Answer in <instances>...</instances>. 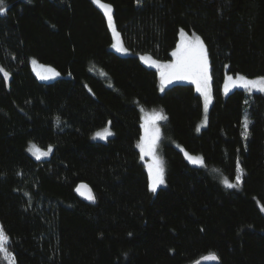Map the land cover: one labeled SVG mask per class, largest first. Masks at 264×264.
<instances>
[{"label":"trees","instance_id":"trees-1","mask_svg":"<svg viewBox=\"0 0 264 264\" xmlns=\"http://www.w3.org/2000/svg\"><path fill=\"white\" fill-rule=\"evenodd\" d=\"M101 1L130 54L110 48L92 0H4L0 226L14 260L0 253V264H190L210 253L218 259L206 264H264V91L223 90L225 74L264 76V0ZM182 28L200 36L208 58L212 102L200 131L194 86L159 91V70L140 59L169 60ZM31 57L60 75L41 80ZM139 105L167 117L165 184L155 193L136 147ZM108 121L112 135L91 140ZM29 141L52 145L50 155L33 158ZM238 161L242 180L229 188L223 179L235 183ZM80 182L93 203L76 195Z\"/></svg>","mask_w":264,"mask_h":264},{"label":"snow or ice","instance_id":"snow-or-ice-1","mask_svg":"<svg viewBox=\"0 0 264 264\" xmlns=\"http://www.w3.org/2000/svg\"><path fill=\"white\" fill-rule=\"evenodd\" d=\"M94 2H99V0H94ZM4 0H0V13H3L5 11L4 8ZM105 10V14L107 16L109 26L112 27L113 33H115L117 36L119 35L116 33V29L113 26V15H112V6L110 4H101L100 5ZM181 41L177 45L176 50L173 51L172 55L176 58L173 62L166 63V64H160L158 61H152L153 64H156L158 67L161 68L160 76H161V83L165 81H169L170 79H190L196 84V88L198 92H201L204 97V108L205 111H207L208 102L210 99L209 95V82H210V75H209V64H208V58L206 49L204 46L203 41L199 36H196L193 34L192 37H189L187 33L184 32L183 29L180 31ZM113 47H116V45H113ZM126 51V50H125ZM146 62L151 59L150 57H142ZM32 64L34 66L37 65V61L35 59L32 60ZM43 74L38 73V75H41L42 79H49L53 78L55 76H59L60 73L56 71L55 68H52L50 66H39ZM0 71H3V69H0ZM9 73L4 72L5 78H7ZM239 84L240 86L248 89L251 91L252 89H258L260 91H264V76L257 77L255 79H249L245 75L237 74L235 79L233 76H227L226 82H225V91L228 90L229 84ZM247 103V101H245ZM163 110L161 109L159 112H156L155 110L151 114V116H146L145 118V124H144V135L141 137L138 147L140 149V152L142 156L144 155H150L152 156V163L148 165V173H149V189L155 193L157 191V188L160 185L165 184V176H164V167H163V161L160 160L156 154H155V147L156 142L159 139L160 136V128L157 125L156 121L158 120H165L167 117L162 114ZM206 119V117H205ZM57 123H59V119H57ZM250 121L247 119V116H245V119L243 121V129L242 136L246 139L249 135L248 127H249ZM112 133L108 128H104L101 131H98L95 133L96 137L104 138L106 139L109 135ZM30 152H34L36 154L37 159H39L41 156H47L52 151V146L49 145L47 151H44L40 149L36 144H32L30 148L28 149ZM185 155L188 157V159L196 164V163H203L202 158L200 157H194L191 155H188L185 153ZM242 168L240 167L239 161L237 162V174L235 177V183H231L228 178L223 179V183L231 188V187H239L241 180H242ZM82 187H87L86 185H80L77 188V191L80 190ZM88 199L94 200L95 196L91 193V190L89 189V195ZM9 237L5 233V230L3 226H0V253H3L6 258L10 257L12 260H14V257L8 252L6 247V242L8 241ZM205 259H218V257L215 255V253H210L208 257H205Z\"/></svg>","mask_w":264,"mask_h":264},{"label":"rangeland","instance_id":"rangeland-1","mask_svg":"<svg viewBox=\"0 0 264 264\" xmlns=\"http://www.w3.org/2000/svg\"><path fill=\"white\" fill-rule=\"evenodd\" d=\"M92 1L94 2V0H92ZM94 3H95V5H96L98 8L101 9V11L103 12V14L105 15L107 25H108V27H109V30L111 31L112 42H111L110 48H111L113 51H115V52H117V53H119V54H122V55H128V54H130V51H129V50L123 45V43L121 42V40L119 39V37H118L115 33H113V31H112V27L109 26V22H108V19H107L106 14H105V10H104V8H102V7L100 6L101 4H108V3L104 2V1H101V0H99L98 3H97V2H94ZM182 29H183V28H182ZM183 30H184L185 33L188 34L189 37H192L193 34H195L196 36H199L196 32H193V31H192V32H189V31H187L186 29H183ZM180 31H181V29L179 30V33H178V37H179V39H178V43H177V45H178V44L180 43V41H181ZM199 37H200V36H199ZM113 45H116V47H113ZM125 50H126V51H125ZM175 50H176V49H175ZM175 50H174V51H175ZM172 53H173V52H172ZM172 53H171V58H170L169 60H166V61H158V62H159L160 64H166V63L173 62L176 58L172 55ZM33 59H35V58L31 57V58L29 59L30 66H31L33 72H34V73H35V74H36L41 80L48 81V80H52V79H54V78L57 77V76H55V77H53V78H49V79H42V78H41V75H38V73L43 74V71H42V69H41L39 66H40V65L47 66V65H45V64L39 62L37 59H35V60L37 61V65L34 66V65L32 64V60H33ZM140 59H141V61H142L146 66L151 67V68L158 69L159 72H161V68L158 67L156 64H153V63H152L153 60H150V59H149V60L146 62L144 59H142V57H140ZM56 71H57V70H56ZM57 72H58V71H57ZM100 73H101L102 75H104L103 72H100ZM236 75H237V74H235V75H233V74H225V78H224V86H225V82H226V77H227V76H233V78L235 79ZM240 75H242V74H240ZM248 78H249V79H255V78H257V77H254V78H250V77H248ZM174 83H189V84H192V85L194 86V89L196 90V92L200 95L201 100H202V115H201V118H200V120L198 121V123H197V125H196V130H197V131H200V130H201L203 127H205L206 124H207V114H208V109H209V107H210V105H211V102H212L211 81L209 82V95H210V99H209V102H208L207 111H205V108H204V103H205V101H204L203 94H202L201 92H198V91H197L196 84H195L192 80H190V79H180V80H178V79H170L169 81H165V82L163 83V85H162V83H161V76H160V73H159V81H158V89H159V91H162L165 87H167V86H169V85H171V84H174ZM224 86H223V90H224L225 93H228V92H229L230 90H232L233 88H240V89H244V90L249 91L248 89H246V88L240 86L238 83H237L236 85L229 84V85H228V90H227V91H225V87H224ZM258 91H260V90H258V89H252L250 92H258ZM139 109H140L141 121H142V125H143V124H145V118H146V116H151V114L153 113L154 110H155L156 112H159L162 108H161V107H157V106H149V107H148V106H144V105H139ZM162 110H163V109H162ZM162 114L165 115V114H164V111H163ZM205 117H206V119H205ZM162 121H163V120H158V121H156V123H157V125L159 126V128H160V125H161V122H162ZM104 128H108V129L110 130V132L112 133V129H111V127H110V122L108 121L104 127L100 128V129H97V130H94L93 132H91V134H90V139H91V140H101V141H103V140H106L108 137H110L112 134L109 135L106 139H104V138H100V137H96V136H95V133H96V132L101 131V130L104 129ZM160 132H161V131H160ZM143 135H144V132H143L142 136H143ZM142 136H141V137H142ZM140 139H141V138H140ZM140 139L136 142V147H137V149H138L139 151H140V149H139V147H138V143H139ZM159 139H160V136H159ZM159 139H158L157 142H156L155 154H156V156H157L160 160L163 161V167H164V160H163V157H162V155H161V153H160V150H159ZM32 144H36V143H34L33 141H29V142L27 143V145H26V150H27V152H28V154H29L30 156H32L33 158H36V159H37V156H36V154H34V152H30V151H28V149L30 148V146H31ZM36 145H37L40 149H42V150H44V151H47L48 146H49V145H47V146H39L38 144H36ZM51 146H52V145H51ZM179 149L182 151V154H183L184 158L186 159V161H187L189 164H191V165H195V166H202V165H203V163H196V164L192 163V162L188 159V157L185 155V153H187L188 155L194 156V157H200V158H202L201 155H198V154H192V153L188 152L187 150H185V149H184L183 147H181V146H179ZM50 153H51V152H50ZM50 153H49L47 156H41L40 158H46V157H48V156L50 155ZM140 153H141V152H140ZM141 156H142V154H141ZM152 159H153V158H152V156H150V155H144V156H142V160H143V162H144V164H145V168H146V170H147V174H148V184H149L148 165H149L150 163H152ZM202 160H203V158H202ZM164 171H165V168H164ZM230 182L233 183L232 181H230ZM160 186H161V185H160ZM261 209H262V211L264 212V208L261 207Z\"/></svg>","mask_w":264,"mask_h":264},{"label":"water","instance_id":"water-1","mask_svg":"<svg viewBox=\"0 0 264 264\" xmlns=\"http://www.w3.org/2000/svg\"><path fill=\"white\" fill-rule=\"evenodd\" d=\"M82 184H83V185H86L87 187H82V188H80L79 191H77V188H78L80 185H82ZM89 189L91 190V188H90L86 183H84V182H80V183H78L77 186L75 187V193H76V195H77L80 199H82V200H84V201H86V202H88V203H93V202L95 201V199H94V200H90V199H88ZM91 193L93 194V191H92V190H91ZM208 256H209V254H208V255L201 256L200 258H198L197 260L193 261V262L190 263V264H206V263H212V262H216V261H217V259H205V257H208Z\"/></svg>","mask_w":264,"mask_h":264}]
</instances>
